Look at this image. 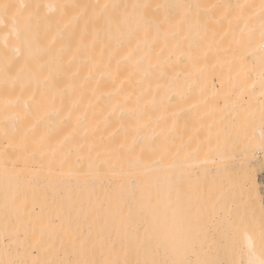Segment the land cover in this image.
I'll return each mask as SVG.
<instances>
[{"label":"bare ground","instance_id":"bare-ground-1","mask_svg":"<svg viewBox=\"0 0 264 264\" xmlns=\"http://www.w3.org/2000/svg\"><path fill=\"white\" fill-rule=\"evenodd\" d=\"M13 2L64 7L43 10V15L59 20L57 28L49 30L43 27L39 33L42 43L37 55L43 57L41 62L47 66L45 75H50L54 81L47 88L43 80L38 84L28 73L21 74L20 67L13 66L8 76H5L4 35L0 32V177L5 181L6 165L9 177L19 174L28 176L33 167L52 176L59 170L85 172L102 166V169L96 170L102 171L107 179L116 177L117 184L114 188L103 186L99 192L111 207L103 221L95 208L96 199L99 198L95 197L92 190L83 191L87 194L83 200L78 192H73L71 197L58 199L41 196L36 189L27 194L25 189H19L20 200L7 219L0 211V242L7 223L13 224L18 230L21 237L19 243L23 244L25 234H30L34 229L37 233L43 229L46 234L53 230L60 231L56 225L61 221L56 220V217L61 216L64 226L70 227L72 231H90L93 235L99 231L110 241L107 235L119 234L123 242L117 244L119 258L127 260L129 264L159 261L158 250L154 245L156 241L169 242L171 256L177 259L184 252L186 241L199 239V226L203 219H199L202 217L199 212L193 211L195 207L187 209L185 203L174 195L176 190L171 181L187 179L189 174L176 171L173 176L164 175V165H183L184 160H191V154L179 144V135L202 115L201 110L194 111L191 120L187 121L188 117L177 113L176 104L187 99L188 94L199 100L207 96L211 101L206 102L205 108L213 120L235 115L231 106L225 108V86L231 82L232 86L247 85L250 88L252 80L247 77L238 80L235 66L231 62V53L237 49L243 52L258 47L260 0ZM106 4L151 5L147 10L149 18L161 24L166 16L175 17L185 11L171 6L204 5L197 13L208 23L206 34L196 30L189 37L190 42H200L202 60L199 67L203 71L199 73L197 86L187 87V84L196 81V76L193 74L191 59L180 57L177 60V71H182L184 75L175 83L171 77L168 81L161 80L163 88L158 91L155 65L158 60L168 62L169 54L175 50L172 37L168 36L166 44L164 30L157 32L154 24L147 34H139L138 40L129 47L122 38L116 40L108 36L106 29L97 27L103 24L107 14L123 12L122 8L106 10L103 7ZM156 5L169 7L157 9ZM228 5L233 7H226ZM235 5L255 7L237 9ZM249 16L253 18L248 19ZM12 47L9 42L10 62L15 59ZM23 53L21 49L16 55L22 56ZM175 75L172 74L173 77ZM17 77L25 83L31 79V90L14 84ZM149 80L153 81L151 96L147 94L146 87ZM142 81L144 88L141 87ZM141 91L145 95L142 96ZM129 97L131 99H126ZM152 97H156L155 105ZM220 97L222 100L218 99ZM258 99L257 91L253 98L257 115ZM136 108L150 117L145 120L146 126L138 135L133 132V123L138 113L132 110ZM255 121L248 129L245 145L254 156L261 153L264 161V148L260 147L259 116ZM218 133L219 129L214 133L209 150L214 156L223 159L224 137L220 135L218 139ZM162 157L163 162L160 163ZM227 172L229 166L226 164L220 173ZM157 180L161 181L158 186ZM4 189L0 188V194L3 195L0 197V209L3 207ZM153 208L157 214L155 222L151 215ZM262 209L259 205L255 211V230L251 233L252 243L256 247L251 259L257 262L262 258L259 246ZM173 213H183L192 222L185 227L180 217ZM50 221L54 223L50 224ZM247 244L248 240L242 234L237 258L243 260L244 264H248L250 259L246 252L241 255ZM196 261H201L200 256H196Z\"/></svg>","mask_w":264,"mask_h":264},{"label":"snow or ice","instance_id":"snow-or-ice-1","mask_svg":"<svg viewBox=\"0 0 264 264\" xmlns=\"http://www.w3.org/2000/svg\"><path fill=\"white\" fill-rule=\"evenodd\" d=\"M63 5L40 4V3H23L13 2V0H0V32L4 35V51L5 59L3 71L5 76L11 72L12 67H20L21 74L28 73L31 79H35L37 83L43 80L47 88L52 77L46 76L47 66L41 61L43 57H38L37 52L40 50L42 43L40 39V30L47 27L49 30L59 26V20L56 17L43 15L45 8L49 10L61 9ZM104 9H123L122 13L107 14L103 19V24H98L97 27L106 29L108 36L116 40L127 43L130 47L138 40L141 33L147 34L155 24L157 32L164 30L165 43H168V36L174 41V51L169 54L168 62L162 63L160 60L155 65V73L158 78L155 83L157 90H161L163 85L161 80L168 81L171 77L175 83L177 79L182 77L184 73L177 71V60L180 57L191 59L193 74L196 76V81L187 84L188 88H195L199 80V73L203 71L199 67L202 60L200 52L199 40L189 41L191 34L200 30L206 34L208 23L204 17L197 13V10L205 7L199 4H183L171 7L185 10L182 15L178 14L175 17H165L164 23H157L148 16L147 10L151 5L147 4H131V5H103ZM168 5H156L157 9L167 8ZM232 8V5L226 6ZM237 9L254 8L253 5H235ZM131 9V12L129 11ZM249 16L248 19H252ZM247 27V24H245ZM259 30L260 42L258 47L245 49L243 52H232V64L235 66V73L238 80L247 77L252 80L251 87L232 86L231 82L225 86L224 104L227 109L229 106L235 112L232 119L223 130L224 145L227 146L229 141L235 142L241 137H246L248 129L252 126L257 115V110L254 107L253 98L257 91L259 92V126H260V147L264 148V0H260L259 5ZM187 33V34H186ZM12 43V52L14 61L8 59V46ZM107 46V45H106ZM21 49L24 50L22 56H17ZM251 65L250 67L248 65ZM176 73L173 77L172 74ZM253 74L255 77L253 79ZM31 79L25 83L17 77L14 84L19 85L22 89L31 90ZM215 79V77H213ZM153 81L147 82L148 95L151 96V88ZM141 87L145 84L142 81ZM141 95H145L141 91ZM35 98V97H34ZM126 99H131L126 98ZM152 103L155 105L156 97H152ZM138 113V118L133 123V132L138 135L139 132L146 126L145 120L150 119L147 113L139 111L138 108L132 110ZM6 135V133H5ZM220 134L218 133V139ZM133 143H136L134 138ZM5 155L7 153L5 152ZM163 162V157L160 163ZM172 168L178 165H172ZM9 171L5 166V189L3 207L0 211L3 212L5 218L10 212L16 208L17 202L20 200L21 193L19 190L12 192L9 189ZM122 187V186H121ZM170 198V197H169ZM216 213L214 222L219 226H226L229 237L237 234H243L247 240V248L241 251V255L246 254L250 257L248 264H264V209L261 211L259 220V246L262 258L257 262L251 257L255 254L256 247L252 243L251 233L255 230V216L248 214H239L233 209L227 207V204L218 203L213 208ZM152 220H157L156 209L151 210ZM174 216H179L181 223L188 227L192 222L189 217L183 213H173ZM199 219H202L199 218ZM56 220L61 221L56 225L60 231L53 230L50 233H45L43 229L39 233L35 229L30 234H25L23 244H20L21 239L18 230L13 224L7 223L5 226L2 242H0V264H129L127 260L119 258L117 242L110 241L101 232L93 235L90 231L79 232L72 231L70 227H65L63 217L57 216ZM54 222L50 221V224ZM146 230V237H147ZM47 235V238H46ZM23 249V250H22ZM99 254V258H98ZM136 264H237L236 260H213V261H196L192 262L185 259H161L159 261H137ZM239 264H244L243 260Z\"/></svg>","mask_w":264,"mask_h":264},{"label":"rangeland","instance_id":"rangeland-1","mask_svg":"<svg viewBox=\"0 0 264 264\" xmlns=\"http://www.w3.org/2000/svg\"><path fill=\"white\" fill-rule=\"evenodd\" d=\"M187 96V99L176 104L177 113L182 117H188L187 121L191 120L190 117L194 111L201 110L202 113L195 123L191 122V126H188L181 136L179 135V144L181 143L191 154V160H184L183 165H178L176 168H172V165H164L163 170L164 175L167 176H173L176 171L189 174L190 177L187 179L171 181L176 190L174 195L185 203L187 209L195 207L193 211L199 212L203 220L202 225L199 226V239L186 241L184 252L177 259L195 262L196 256H200L201 261L236 260L238 264L239 238L242 234L229 237L226 226L215 224L216 213L213 212V208L218 203H226L227 207L235 212L241 215L246 213L249 216L253 214L255 216L259 205L264 208V161L260 156L262 154L254 156L248 150L245 145L246 136L235 142H228L225 146V158L220 159L214 156L209 150L214 133L219 129L223 138V130L229 123L228 118L232 119L233 115L228 118L220 117L218 121L213 120L208 109L205 108L206 102L211 101V98L205 96L199 100L192 95ZM218 99L222 100V97ZM256 117L254 123H256ZM226 164L229 166V172L220 173ZM98 168L103 167L96 166L85 172L59 170L49 176L43 170L33 167L28 176L20 174L10 176L8 182L13 184H9V189L12 192L25 189V194L36 189L41 196L58 199L71 197L73 192H78L83 200L87 195L83 191L92 190L95 197L99 198L96 199L95 208L100 220L103 221L104 215L110 213L111 207L107 199L99 192L101 187L106 185L114 188L117 178L112 176L107 179L102 171L96 170ZM193 175H199V177L195 176V178ZM160 183L161 181L157 180L156 185ZM3 187L5 188V181L0 177V188L3 189ZM1 196L3 195L0 194ZM107 236L119 245L123 243L119 234ZM154 245L157 247L159 260L173 259L168 248L169 242L156 241Z\"/></svg>","mask_w":264,"mask_h":264}]
</instances>
